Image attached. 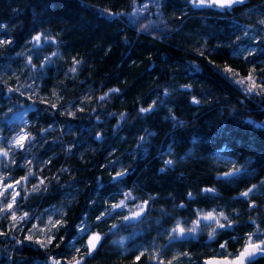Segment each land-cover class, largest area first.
Wrapping results in <instances>:
<instances>
[{
  "label": "trees",
  "instance_id": "obj_1",
  "mask_svg": "<svg viewBox=\"0 0 264 264\" xmlns=\"http://www.w3.org/2000/svg\"><path fill=\"white\" fill-rule=\"evenodd\" d=\"M0 150V264L236 257L264 241V0H0Z\"/></svg>",
  "mask_w": 264,
  "mask_h": 264
},
{
  "label": "rangeland",
  "instance_id": "obj_2",
  "mask_svg": "<svg viewBox=\"0 0 264 264\" xmlns=\"http://www.w3.org/2000/svg\"><path fill=\"white\" fill-rule=\"evenodd\" d=\"M230 0H194V4L197 6H202V5H226L229 4ZM34 42L36 44H40L41 42V38L37 37L34 39ZM4 156V153L0 150V159ZM24 182V181H22ZM11 187L10 185H8V183H1L0 182V211L1 213L5 212V211H10L13 214H15L16 210L15 207L13 206V203L11 201ZM146 210V206H141L138 207L137 210H135L130 216L133 220H137L141 217V215L143 214V212H145ZM3 215V214H2ZM220 213H216L213 211H209V212H205V213H200V215L198 216V222H196L195 224L192 225V233H190L189 229L183 228V227H179L177 228V236H196L198 231L200 229L203 230L205 225H210L212 227V232H214L215 230L219 229V228H224L225 225L222 222V217ZM99 236L91 234L88 238V244L90 246V248H94L98 242H99ZM253 237H249L247 239V243H257L259 241H255L253 240ZM264 254V249L260 252V255Z\"/></svg>",
  "mask_w": 264,
  "mask_h": 264
},
{
  "label": "water",
  "instance_id": "obj_3",
  "mask_svg": "<svg viewBox=\"0 0 264 264\" xmlns=\"http://www.w3.org/2000/svg\"><path fill=\"white\" fill-rule=\"evenodd\" d=\"M264 249V241L250 243L243 247L241 252L234 258L228 257H210L201 262V264H248L260 255Z\"/></svg>",
  "mask_w": 264,
  "mask_h": 264
}]
</instances>
